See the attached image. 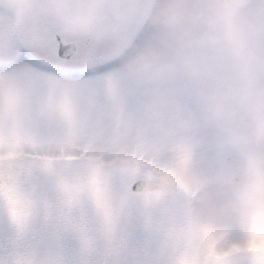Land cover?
Segmentation results:
<instances>
[{
  "label": "rangeland",
  "instance_id": "obj_1",
  "mask_svg": "<svg viewBox=\"0 0 264 264\" xmlns=\"http://www.w3.org/2000/svg\"><path fill=\"white\" fill-rule=\"evenodd\" d=\"M10 152L0 264H260L209 252L264 216V0H0Z\"/></svg>",
  "mask_w": 264,
  "mask_h": 264
},
{
  "label": "snow or ice",
  "instance_id": "obj_2",
  "mask_svg": "<svg viewBox=\"0 0 264 264\" xmlns=\"http://www.w3.org/2000/svg\"><path fill=\"white\" fill-rule=\"evenodd\" d=\"M58 55L61 58H67V59L71 58V53H69L68 50L63 47L58 49ZM20 59L21 61L26 62V63H35L33 58L30 55H28L26 52H21ZM41 68L42 70H45V71L48 70L47 66H41ZM70 75L74 78H80L82 76L88 75V73L73 71L70 73ZM61 111L66 118H68L69 120L71 119L72 114H73V98L71 96L65 98ZM16 155H17L16 152H10L7 154V157L0 155V159H3V158L11 159V158H14ZM41 159L45 160V162H50V158L48 157H41ZM67 159L72 160V159H75V157L68 156ZM138 187H139L138 185H134L133 190L135 191ZM93 188L96 192L97 200L98 201L101 200L102 191L95 180L93 181ZM12 212L15 218L23 219V213L17 206L15 205L13 206ZM236 252L254 253L261 258L260 264H264V216L258 217L257 228L255 229L252 238L245 245H235L230 250H224V251H218L213 246L210 249L209 258L214 259L216 261H222V260L227 259L229 256H231L233 253H236Z\"/></svg>",
  "mask_w": 264,
  "mask_h": 264
},
{
  "label": "water",
  "instance_id": "obj_3",
  "mask_svg": "<svg viewBox=\"0 0 264 264\" xmlns=\"http://www.w3.org/2000/svg\"><path fill=\"white\" fill-rule=\"evenodd\" d=\"M54 40L56 42V56L59 58V59H63V60H70L72 58L75 57L76 53H77V45L75 42H64L62 40V38L60 37L59 34H55L54 35ZM61 47L63 48H66L68 50L69 53H71V58L70 59H67V58H61L59 55H58V49H60ZM134 185H138L139 187L135 190V191H139V190H142L143 187L146 185V182L145 180L143 179H136L132 182L131 184V188L133 189V186Z\"/></svg>",
  "mask_w": 264,
  "mask_h": 264
}]
</instances>
